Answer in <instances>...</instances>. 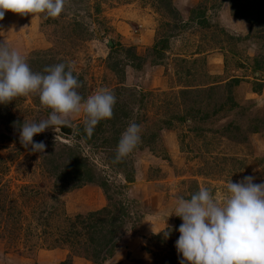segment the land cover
I'll list each match as a JSON object with an SVG mask.
<instances>
[{
    "label": "rangeland",
    "instance_id": "1",
    "mask_svg": "<svg viewBox=\"0 0 264 264\" xmlns=\"http://www.w3.org/2000/svg\"><path fill=\"white\" fill-rule=\"evenodd\" d=\"M0 43L36 73L71 64L84 99L105 88L118 109L91 136L83 111L66 118L70 133L50 126L34 135L46 145L40 153L21 144L20 126L52 110L38 93L0 104V264L73 260L82 250L60 242L66 216L123 202L121 243L137 252L125 259L180 264L178 197L200 187L224 194L245 176L264 183V0H65L56 18L6 10ZM131 122L141 140L117 159ZM88 176L95 183H81Z\"/></svg>",
    "mask_w": 264,
    "mask_h": 264
},
{
    "label": "clouds",
    "instance_id": "2",
    "mask_svg": "<svg viewBox=\"0 0 264 264\" xmlns=\"http://www.w3.org/2000/svg\"><path fill=\"white\" fill-rule=\"evenodd\" d=\"M64 5L65 0H0V19L6 10L56 18ZM79 87L71 64L59 63L46 67L43 74L36 73L21 52L0 43V104L38 93L40 103L52 110L48 119L20 126V142L25 148L31 145V151L43 153L46 145L34 141V135L50 126H70L66 118L81 111L89 136L101 120L112 118L116 97L111 91L101 88L84 99ZM140 132L135 122L128 125L117 145V159L133 152L141 140ZM253 180V176H245L240 182L229 181L224 194L200 187L189 198H177L171 215L182 220L175 242L182 254L180 264H264V183ZM163 232L167 238L169 232Z\"/></svg>",
    "mask_w": 264,
    "mask_h": 264
},
{
    "label": "trees",
    "instance_id": "3",
    "mask_svg": "<svg viewBox=\"0 0 264 264\" xmlns=\"http://www.w3.org/2000/svg\"><path fill=\"white\" fill-rule=\"evenodd\" d=\"M113 44H111L112 46ZM133 57L137 60H143L141 56L133 53ZM233 84H239V78H234ZM231 84V86L233 85ZM211 89V88H210ZM229 101L234 105V100L231 94H228ZM118 109H114V115L117 116ZM0 111H2L0 109ZM116 112V114H115ZM1 113V112H0ZM6 114V113H5ZM5 114L0 115V119H3ZM103 120L100 121V123ZM97 125H100L99 123ZM84 126L81 131L85 140L89 141L90 137L84 132ZM129 180H131L129 178ZM81 183H95L93 176L87 178H81ZM104 192L107 194V198L110 200L108 185L105 182L99 184ZM122 202V201H121ZM129 203H120L118 208L113 210L111 206H105L98 210H93L87 214H76L74 216H66L68 221V228L63 232V238L61 244L72 243L74 247L81 248V252L77 253L78 256H82L86 259L93 261L96 264H104L111 259L120 247L122 237L126 231L124 226L126 216L129 215L128 207ZM156 234H153L155 236ZM71 246V247H73ZM54 247V246H53ZM72 257L61 262V264H71Z\"/></svg>",
    "mask_w": 264,
    "mask_h": 264
},
{
    "label": "crops",
    "instance_id": "4",
    "mask_svg": "<svg viewBox=\"0 0 264 264\" xmlns=\"http://www.w3.org/2000/svg\"><path fill=\"white\" fill-rule=\"evenodd\" d=\"M93 198H91V200H93V199H97L96 197H94V196H92ZM94 200V201H95ZM123 241V240H122ZM129 251V253H130V256L131 257H135V255H136V251L134 250V248H132V247H128L126 250H125V247L123 246V244L121 243V248L119 249V251H117V253L109 260V261H107V262H109L110 264L111 263H115V264H132L133 263V261H132V258L131 259H125L126 258V256H125V252L126 251ZM61 251H62V253H63V257H62V259H65L66 257H67V253L68 252H66V254L64 253V249H61ZM143 255V254H142ZM73 263L72 264H96V263H94L93 261H91V260H89V259H86V258H84V257H79V256H74L73 257ZM107 264V263H106Z\"/></svg>",
    "mask_w": 264,
    "mask_h": 264
},
{
    "label": "water",
    "instance_id": "5",
    "mask_svg": "<svg viewBox=\"0 0 264 264\" xmlns=\"http://www.w3.org/2000/svg\"><path fill=\"white\" fill-rule=\"evenodd\" d=\"M61 128H62L63 131H65V132H67V133H70L71 130H72V128L69 127V126H61Z\"/></svg>",
    "mask_w": 264,
    "mask_h": 264
}]
</instances>
